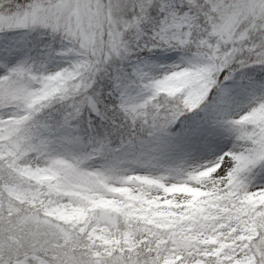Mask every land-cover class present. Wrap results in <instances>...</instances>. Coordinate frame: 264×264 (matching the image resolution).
<instances>
[{
	"label": "snow or ice",
	"instance_id": "obj_1",
	"mask_svg": "<svg viewBox=\"0 0 264 264\" xmlns=\"http://www.w3.org/2000/svg\"><path fill=\"white\" fill-rule=\"evenodd\" d=\"M0 264H264V0H0Z\"/></svg>",
	"mask_w": 264,
	"mask_h": 264
}]
</instances>
